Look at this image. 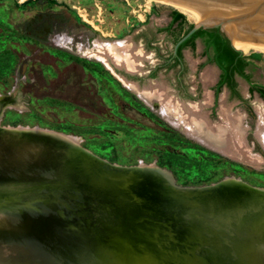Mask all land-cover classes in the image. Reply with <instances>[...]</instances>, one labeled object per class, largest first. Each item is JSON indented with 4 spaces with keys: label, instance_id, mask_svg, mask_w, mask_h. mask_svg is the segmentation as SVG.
Instances as JSON below:
<instances>
[{
    "label": "rangeland",
    "instance_id": "obj_1",
    "mask_svg": "<svg viewBox=\"0 0 264 264\" xmlns=\"http://www.w3.org/2000/svg\"><path fill=\"white\" fill-rule=\"evenodd\" d=\"M174 9L157 0H0V123L38 125L79 135L81 145L101 158L121 165L154 162L181 185L208 184L235 176L264 187V145L257 136L258 109L264 100L256 91L248 92L246 79L237 77L241 99L229 97V91L221 89L219 115L213 114L210 121L227 123V115L222 113L225 106L230 114L241 117L245 146L255 160L199 141L138 94L154 84L164 87L178 102L203 105L206 115L209 111L211 97L206 90L212 91L214 83L208 85L211 81H204L203 75L213 65L208 63L199 39L194 47L183 50L185 99L175 91L176 70L159 69L156 77H147L149 69L164 61L156 51L165 58L176 36L188 23H194L184 19L173 31H160ZM114 43L128 46L140 70L116 68L112 61L113 67H108L102 61V49ZM214 72L212 80L218 76V70ZM246 72L251 81L264 87L262 57ZM119 76H127L137 89ZM186 91L194 96L188 98ZM48 241L57 248L56 239ZM69 247L61 248L65 260L85 258L72 243Z\"/></svg>",
    "mask_w": 264,
    "mask_h": 264
},
{
    "label": "water",
    "instance_id": "obj_2",
    "mask_svg": "<svg viewBox=\"0 0 264 264\" xmlns=\"http://www.w3.org/2000/svg\"><path fill=\"white\" fill-rule=\"evenodd\" d=\"M157 1L194 22L174 53L197 29L218 27L232 46L264 59V0ZM153 165L117 164L61 131L0 123V264H264L263 187H235L228 176L181 185ZM130 175L137 191L164 197L179 232L139 207L137 192L124 191ZM71 243L85 258L64 259L61 248Z\"/></svg>",
    "mask_w": 264,
    "mask_h": 264
},
{
    "label": "bare ground",
    "instance_id": "obj_3",
    "mask_svg": "<svg viewBox=\"0 0 264 264\" xmlns=\"http://www.w3.org/2000/svg\"><path fill=\"white\" fill-rule=\"evenodd\" d=\"M224 27L228 31V27L226 25ZM116 44L114 43L115 46H109L108 49L107 48L102 49L103 50L102 51L103 56H101L102 61L104 60V62L106 63L108 67H113L111 65V61H112L115 63L116 66L117 65L123 66L129 70H135V71L140 70L139 61L137 60L136 55L127 49L128 46L126 47L124 44L117 46L119 43L117 45ZM232 44L234 47L241 49L235 46L233 42ZM99 49H101V47ZM241 50L247 51L243 49ZM214 73L215 72L212 68L207 69L203 75L204 81L212 82ZM119 77L127 85H130L132 88L137 89L138 85L135 82H131L122 76H119ZM163 88L157 87L156 85L153 84L149 87H145L144 90H141V91L138 90V94L148 105H151L154 107H157V106L160 107L161 112L163 113L164 117L167 120H169L172 124L176 125V127L182 128L186 133L192 135L199 141L207 145L213 146L225 153H229L234 156H240L243 158H247L249 160L256 159V157L253 154H251L250 150H248V148L245 146V142H244L245 139L243 138L244 129L242 127L241 120H240L241 117L239 118L237 116L230 114L229 110L226 109L227 107L224 104L222 105V106H225L224 108L222 107L223 108L222 113L225 114V116L227 115L226 117L227 123L224 122L225 124L220 123L218 125H215L207 118L206 114L203 111V105L202 106H196V105L187 106L182 102L176 101L174 98L170 97V95L168 96ZM207 95L208 94L206 93V96ZM258 110L260 113V120H259V127L257 130V136L264 145V105L262 104V106H260ZM17 125L18 127H22V128L31 127V125H22V124H17ZM34 126L35 128L43 130V131H57V130H53L50 128L41 127L38 125H34ZM65 134H68L69 137L76 139L78 142L82 141V138L79 135L71 134V133H65ZM141 162L143 164V167L156 168V166L153 165V163L145 164L143 161ZM162 173L165 179L170 178L169 173H166L164 171H162ZM129 178H130L129 183L125 185L122 184L124 191H126V193L128 194L131 193L130 192L131 190H133L134 192H137L139 195V200H138L139 207L143 208L150 215L160 218V220L163 219L165 221H168L171 227L173 228V230H175L176 232H179V230L174 225V221H172L173 219L170 218V216H168V214L165 213L163 210V206H162L163 204L160 201H162L161 199H163L164 201V197L163 196L156 197L153 194H147L145 192H142L141 190L137 191L135 188L136 175L134 176L130 175ZM231 178L232 177L228 176L226 180L229 183H233L235 187H246V186L248 187L247 182L241 179L233 181ZM116 183L120 184V182L118 181H116ZM165 192L168 194L170 192V188L166 187ZM160 197L162 198L159 199ZM165 197L167 198V195ZM3 222H4L3 219L0 218V228L2 227L1 223ZM153 229L156 232H159L161 228L159 229L158 224H157V226L155 225ZM18 246H21V245H17V247ZM29 249H32V246H30ZM12 250H14V247H11L9 252H12ZM29 252L33 254L38 253L36 252L35 248L34 250H29ZM11 257H10V260L13 259V258L11 259Z\"/></svg>",
    "mask_w": 264,
    "mask_h": 264
},
{
    "label": "trees",
    "instance_id": "obj_4",
    "mask_svg": "<svg viewBox=\"0 0 264 264\" xmlns=\"http://www.w3.org/2000/svg\"><path fill=\"white\" fill-rule=\"evenodd\" d=\"M172 15L173 22L177 20H181V22H184V18L178 16L176 9L172 11ZM191 27L192 23H188L183 33H186ZM183 33L176 36V40H178ZM198 37L204 38L205 53L209 48L212 49L213 55L208 60L214 61L221 69V76L217 85V90H219V88L224 83H227L228 86L233 89L234 82L232 80V75L234 73L239 74L246 80L250 79L249 74L245 73V68L248 65H253L251 60L261 59V56L257 52L254 51L250 52L249 54H244L243 52L236 50L218 27L211 29H197L178 46L177 51L180 52V49L187 45L193 47L194 40ZM250 90L257 91L259 95L264 99L263 86L258 84H251Z\"/></svg>",
    "mask_w": 264,
    "mask_h": 264
},
{
    "label": "flooded vegetation",
    "instance_id": "obj_5",
    "mask_svg": "<svg viewBox=\"0 0 264 264\" xmlns=\"http://www.w3.org/2000/svg\"><path fill=\"white\" fill-rule=\"evenodd\" d=\"M173 11V10H172ZM172 11H170V13H169V17H170V19L168 20V23L165 25V27L163 28V29H161L160 31H165V32H168V31H173L175 28H178V27H180L182 24H183V22H181V20H177V21H172V19H173V15H172ZM184 32V30L182 31V33ZM185 33H183L181 36H183ZM180 39V38H179ZM178 39V40H179ZM197 39H199L202 43H203V45H204V55L206 56V59H207V61H208V63H211V64H214L218 69H219V74H218V76H217V80H216V82L214 83V85H213V88H212V95H211V104H210V106H208V109H209V111H207V118L209 119V120H213V114H215V115H217V117H218V115H219V112H218V110H217V106H218V101H219V93H220V91H221V89L222 88H226L228 91H229V97H231V96H233V97H236L237 99H241V94H240V92L237 90V84H238V82H237V77H241V78H243L242 76H240L239 74H237V73H234L233 75H232V80H233V82H234V87H233V89L232 88H230L229 86H228V84L227 83H224V84H222V86L219 88V90H217V85H218V82H219V80H220V76H221V69L217 66V64L214 62V61H209L208 59L210 58V57H212V55H213V53H212V49L211 48H209L208 49V51L205 53V42H204V38H202V37H198V38H196L195 40H194V45H195V42H196V40ZM178 40H176L175 42H174V45H175V43L178 41ZM182 43V42H181ZM180 43V44H181ZM179 44V45H180ZM174 45H173V47H172V50L170 51V53H168L167 55H166V57L165 58H163L160 54H158V52L156 51V56L159 58V59H162V60H164L162 63H160V64H158V65H156V66H154L152 69H149L148 70V74H147V77H151V78H154V77H156V75H157V71L159 70V69H162V70H165L166 72L167 71H169V70H176L175 71V77H176V86H175V88H176V93H177V95L178 94H182L183 95V97H184V99H185V85H184V82L182 81V78H183V75H184V73H185V58H184V54H183V50H184V48L185 47H187V46H189V45H187V46H184L183 48H181L180 49V52H178L177 50H178V46H177V48H176V52L174 53ZM194 45H193V47H194ZM149 45H147V47H148ZM248 66H252V65H248ZM248 66H246V68L248 67ZM116 68H117V66H115ZM246 68H245V73H247L246 72ZM126 72V71H125ZM143 75V74H142ZM141 76V75H140ZM124 78H126L127 79V76H123ZM133 79H135V80H141V77L140 78H136V77H134ZM245 79V78H244ZM130 81V80H129ZM247 82H248V92L249 93H253V92H255V90L254 91H251L250 90V85L251 84H255L253 81H251L250 79L249 80H246ZM257 92V91H256ZM186 96L188 97V98H192L194 95L193 94H191V93H189L188 91H186ZM257 94L259 95V93L257 92ZM259 97L260 98H262L260 95H259ZM263 99V98H262ZM264 100V99H263ZM221 110V109H220ZM156 111V110H155ZM158 111V110H157ZM159 112V111H158ZM160 113V112H159ZM161 114V113H160ZM219 119H220V117H219Z\"/></svg>",
    "mask_w": 264,
    "mask_h": 264
},
{
    "label": "crops",
    "instance_id": "obj_6",
    "mask_svg": "<svg viewBox=\"0 0 264 264\" xmlns=\"http://www.w3.org/2000/svg\"><path fill=\"white\" fill-rule=\"evenodd\" d=\"M170 19V17H168V20ZM252 61V64H254L255 62H256V60H251ZM213 65V67L212 68H214V70H218V74H219V69L214 65V64H212ZM216 80H217V78L216 79H213L212 80V82L211 83H209L208 85H210V84H212V83H215L216 82ZM208 85H206V86H208ZM206 91H208V92H210V97H211V95H212V91L211 90H209L208 88H207V90Z\"/></svg>",
    "mask_w": 264,
    "mask_h": 264
}]
</instances>
